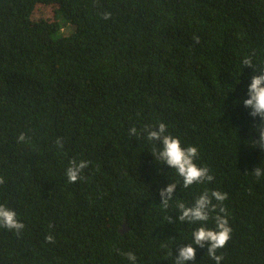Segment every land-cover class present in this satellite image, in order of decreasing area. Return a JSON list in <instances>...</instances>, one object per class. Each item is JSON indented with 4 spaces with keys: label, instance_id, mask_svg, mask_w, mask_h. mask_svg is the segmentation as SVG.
<instances>
[{
    "label": "trees",
    "instance_id": "16d2710c",
    "mask_svg": "<svg viewBox=\"0 0 264 264\" xmlns=\"http://www.w3.org/2000/svg\"><path fill=\"white\" fill-rule=\"evenodd\" d=\"M247 55L264 62V0H0V204L25 224L0 227V264H131L128 252L135 264H176L200 226L179 222L176 204L206 190L228 194L220 264H264ZM160 122L198 148L211 182L183 188L151 152L159 142L129 134ZM74 158L90 163L69 183ZM176 182L165 209L159 189ZM193 246L186 264H216Z\"/></svg>",
    "mask_w": 264,
    "mask_h": 264
},
{
    "label": "clouds",
    "instance_id": "9594fccd",
    "mask_svg": "<svg viewBox=\"0 0 264 264\" xmlns=\"http://www.w3.org/2000/svg\"><path fill=\"white\" fill-rule=\"evenodd\" d=\"M104 19L111 18V12L103 14ZM196 43H199L200 38H194ZM241 63L243 66H251L253 75L251 83L248 87V98L243 101L246 108H250L252 117H259L260 123L256 129L259 132V139L253 141V145L264 149V62H255L252 55L245 56ZM129 134L133 137L146 134L147 140L151 142H159L160 148L155 146L152 153L156 161H161L162 164H167L171 169H174L177 175L182 178V187L187 189L194 184H202L211 182L214 176L210 174L208 167H201L196 163L199 158V151L196 146H183L181 139L167 132V125L160 122L157 126L145 125L139 132L135 126L130 128ZM26 136L21 133L18 141L24 142ZM56 144L62 150L64 147L63 140L57 138ZM87 160H77L74 158L70 161V165L66 169V176L69 183H75L82 179L81 172L89 166ZM257 180L264 176V169L257 167L253 171ZM4 178L0 177V184H4ZM179 182L169 183L167 187L159 189V195L164 208L169 207V202L173 200L176 188ZM228 194L219 190L204 191L195 198L191 206L185 204L183 200L177 202L176 207L179 210L178 220L181 223L196 224L200 226L192 232L193 242L187 245H182L176 256V264H186L187 261H195L196 248L198 245L201 248L207 247V255L220 264L223 259L222 255H217V251L226 247L231 239L232 228L227 218V209L223 206V202L227 199ZM213 200L218 203H213ZM215 213L213 216L212 214ZM173 217L168 218L171 222ZM210 219L214 220L215 228L206 226V222ZM0 227L8 230H13L19 234L25 224L18 219L14 209L9 208L5 204H0ZM46 241L54 242V237L49 234ZM131 264H135L137 257L133 252L126 253Z\"/></svg>",
    "mask_w": 264,
    "mask_h": 264
},
{
    "label": "rangeland",
    "instance_id": "374dc122",
    "mask_svg": "<svg viewBox=\"0 0 264 264\" xmlns=\"http://www.w3.org/2000/svg\"><path fill=\"white\" fill-rule=\"evenodd\" d=\"M64 31H69V30H72L73 29V27H72V25H70L69 23H66L65 25H64Z\"/></svg>",
    "mask_w": 264,
    "mask_h": 264
}]
</instances>
